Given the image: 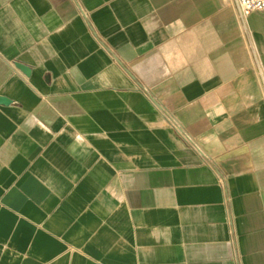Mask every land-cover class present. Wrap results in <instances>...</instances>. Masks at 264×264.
I'll list each match as a JSON object with an SVG mask.
<instances>
[{
	"label": "crops",
	"instance_id": "1",
	"mask_svg": "<svg viewBox=\"0 0 264 264\" xmlns=\"http://www.w3.org/2000/svg\"><path fill=\"white\" fill-rule=\"evenodd\" d=\"M0 97V264H264V12L0 0Z\"/></svg>",
	"mask_w": 264,
	"mask_h": 264
},
{
	"label": "built area",
	"instance_id": "2",
	"mask_svg": "<svg viewBox=\"0 0 264 264\" xmlns=\"http://www.w3.org/2000/svg\"><path fill=\"white\" fill-rule=\"evenodd\" d=\"M235 3L242 18L252 12H264V0H235Z\"/></svg>",
	"mask_w": 264,
	"mask_h": 264
},
{
	"label": "water",
	"instance_id": "3",
	"mask_svg": "<svg viewBox=\"0 0 264 264\" xmlns=\"http://www.w3.org/2000/svg\"><path fill=\"white\" fill-rule=\"evenodd\" d=\"M17 66H18L20 69H22L24 72H27V73H28V69H27L26 67H24V66H22V65H20V64H17ZM0 102H1V103H7L8 100H7L6 98H4V97H0Z\"/></svg>",
	"mask_w": 264,
	"mask_h": 264
}]
</instances>
